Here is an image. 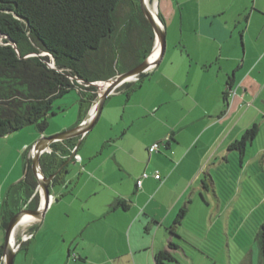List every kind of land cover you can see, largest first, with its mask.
I'll return each mask as SVG.
<instances>
[{
    "label": "crops",
    "instance_id": "0c3cea01",
    "mask_svg": "<svg viewBox=\"0 0 264 264\" xmlns=\"http://www.w3.org/2000/svg\"><path fill=\"white\" fill-rule=\"evenodd\" d=\"M156 3L166 33L163 57L133 93L126 86L106 99L84 138L50 145L67 148L60 157L77 149L81 160L65 164L52 205L14 264H159L164 252L175 261L162 264L212 261L195 242L205 239L198 229L208 237L217 210H191L204 209L205 189H216L223 178L237 183L256 156L264 161L263 144L238 170L230 150L253 125L264 129V0ZM73 110L50 117L47 130L23 140V148L76 129L81 111ZM12 134L8 143L22 139ZM155 143L162 147L150 155ZM20 162L18 157L0 182V246L8 192L26 174ZM157 171L160 180L153 177ZM144 173L150 177L139 189ZM120 201L127 210L117 207ZM182 210L186 214L176 224Z\"/></svg>",
    "mask_w": 264,
    "mask_h": 264
},
{
    "label": "trees",
    "instance_id": "16d2710c",
    "mask_svg": "<svg viewBox=\"0 0 264 264\" xmlns=\"http://www.w3.org/2000/svg\"><path fill=\"white\" fill-rule=\"evenodd\" d=\"M159 18L164 24L160 14ZM0 34V138L30 126L43 134L50 117L57 115L55 102L76 89L84 107L80 125L97 99V88L91 84L137 67L151 54L155 39L139 0H0ZM146 76L142 74L136 83L123 87L131 86L133 93ZM75 77L83 83L72 80ZM259 128L253 125L230 145V150L239 152L241 158L250 157L245 154ZM157 144L159 152L162 144L154 145ZM52 148V155H42L40 166L45 176L57 174L50 186L53 183L58 187L67 168L61 169L67 156L59 155L68 151L57 143ZM25 156L26 174L10 188L2 210L4 230L14 216L11 200L24 201V193L29 208L38 207V183L29 169L31 159L26 153ZM117 207L128 209L127 203L121 201ZM185 214L182 210L175 223ZM38 224L29 232L35 234ZM260 235L264 236V222ZM169 248L176 246L171 244ZM3 253L4 246L0 248V258ZM157 259L159 264L162 260L175 261L169 252L160 253Z\"/></svg>",
    "mask_w": 264,
    "mask_h": 264
},
{
    "label": "rangeland",
    "instance_id": "374dc122",
    "mask_svg": "<svg viewBox=\"0 0 264 264\" xmlns=\"http://www.w3.org/2000/svg\"><path fill=\"white\" fill-rule=\"evenodd\" d=\"M154 1L155 0H149V3L152 5ZM135 22L138 25L140 24L137 19ZM1 39L0 36V40ZM114 79H110V81ZM97 90H99L98 87ZM78 97L79 94L77 90H74L69 92L65 97L58 99L55 102L54 107L58 115L61 117V115H64V112H67L66 115L69 116L74 113L73 109L75 108L79 109L81 114L82 112L84 113V107L79 104ZM69 101L70 103H68ZM90 112L91 109L87 112L86 117L89 116ZM56 125L57 124H55V126ZM19 134L22 135V141L19 138H16L15 140L11 138L12 140L8 143L7 139L10 136L0 138V182L3 180L5 173L13 168L18 157L21 159L20 165L23 170V162L26 164V156L24 152H26L28 159L32 158V152H29L31 144L27 146L29 147L27 149L26 147L23 148L22 144L23 140H34L36 135L39 134L37 128L30 126L17 131L12 135ZM85 135H83L82 138H84ZM63 141L65 140H58L56 142L59 143ZM168 141H170V138H168ZM263 144L264 129L260 127L256 139L252 144L248 145L246 155L256 153L257 150L263 147ZM53 150V148H48L42 154L52 155ZM233 153L236 155L235 162L233 160V163L236 164L238 167L237 169L240 170V165L242 160H244V157L241 158L240 153L237 151ZM261 153L262 155L260 157L264 155V151ZM72 154L69 158L67 157L68 159H65L66 162L64 164L69 163L71 160H76L75 154H73L71 159ZM252 162L253 165L247 173L243 175V178L239 175L237 183L233 180L223 178L218 181L216 189H205L203 194L207 199L201 200L203 203L200 204L204 209L201 210L194 207L195 209L193 208L191 210L192 213L199 214H207L217 210V214L214 216V222L212 221V223L209 224V227L212 224L213 228L208 237L206 231L202 228L198 229L196 233L199 234L198 237L201 239H204L205 237V239L203 240L204 242L201 243L198 241L195 242L197 248L206 250V254L212 258V261L206 258L207 260L201 261L200 259L194 264H264V236L260 235L261 225L264 222V161L262 158L256 156ZM247 163L248 160H245L244 164L247 165ZM227 175H229V173ZM15 177L16 175L13 173V178ZM46 177L48 176L46 175ZM55 188L57 187H54L52 183L50 186V199L53 200L54 196L52 195V190ZM207 190L210 191V195H207ZM37 195H39V205L40 191L37 192ZM22 199L24 201H21L20 203L16 200H11L10 202V209L13 211L14 216L20 213L23 209L29 208V203L26 204L27 197L24 193ZM39 221L40 219L36 222H29V224L21 226L22 228L20 227L15 235V243L20 245L23 242H29L33 237L28 239L26 237L25 240L23 239L21 232L24 231V229L33 227Z\"/></svg>",
    "mask_w": 264,
    "mask_h": 264
},
{
    "label": "water",
    "instance_id": "95a60500",
    "mask_svg": "<svg viewBox=\"0 0 264 264\" xmlns=\"http://www.w3.org/2000/svg\"><path fill=\"white\" fill-rule=\"evenodd\" d=\"M140 1V7L142 10V13L145 17V19L148 21V23L151 25L152 30L154 31L155 35V42L154 44L160 45L161 52L160 54L163 55L166 48V33L165 29L161 23L155 18L152 11L149 9V7L146 5L145 0H139ZM160 20V19H159ZM1 36V35H0ZM158 64V61L154 64L156 66ZM150 68V64L148 59L142 62L137 67L120 74L117 76L114 80L110 81V83L102 82V84L98 85V87L101 89L100 95L98 100L95 102V109H96V115L84 126H79L76 129H72L69 131H65L59 134L51 135L49 137H42L37 143L34 145L33 152H32V159L30 168L31 171L34 174V177L38 183V188L36 190V194L38 191L42 190L43 194L45 196V206L43 209H41V203H40V209L39 207L37 209H23L20 213L15 215L8 223L6 229H5V236H4V257L6 258V264H14L15 260V253L13 249V236L14 231L16 227L18 226V223L20 221V217L23 213H33L39 216V219L42 220L45 216V213L48 210L49 204H50V182L55 178L57 174L51 175L49 177H46L44 175L43 170L40 167V158L42 156V153L47 150L50 145L58 140H67L70 138H74L77 136H82L84 133L88 132L96 123L97 119L101 115L103 111L104 104L106 102V99L111 96L117 88H119L120 85H122L124 82L128 80V78H137L140 74L145 73ZM108 84V85H105ZM107 86V87H104ZM90 116V113H89ZM88 116V117H89ZM73 154H75L73 152ZM73 154L71 156V159L73 157ZM65 166V164L61 167V169ZM38 170V173H37ZM42 174V177L40 176Z\"/></svg>",
    "mask_w": 264,
    "mask_h": 264
},
{
    "label": "bare ground",
    "instance_id": "6f19581e",
    "mask_svg": "<svg viewBox=\"0 0 264 264\" xmlns=\"http://www.w3.org/2000/svg\"><path fill=\"white\" fill-rule=\"evenodd\" d=\"M146 1V5L149 7V9L152 11V13L154 14V16H155V18L159 21V23H161L160 25H162L163 26V23H162V21L161 20H159L160 18H159V12H158V9H157V3H156V0L153 2V4L151 5L150 3H149V0H145ZM142 11V10H141ZM164 27V26H163ZM153 33H154V31H153ZM154 37H155V35H154ZM155 42V41H154ZM166 49V48H165ZM160 52H161V49H160V45H156V44H154L153 45V49H152V51H151V54L145 59V60H147L148 59V61H149V64H150V68L145 72V73H142V74H146L150 69H152L153 67H154V64L156 63V61H158V63H159V60L163 57V55H161L160 54ZM165 53V52H164ZM144 60V61H145ZM143 61V62H144ZM140 65V64H139ZM142 74H140L139 76H138V79H139V77L142 75ZM128 80L130 81V82H135L136 81V79H133V78H128ZM108 82L110 83V80H108ZM105 85H108V84H105ZM104 87H107V86H104ZM96 107L95 106H93L92 108H91V112H90V116L88 117V119H87V123L96 115V109H95ZM76 150L77 149H75L74 150V153L76 154ZM37 173H38V170H37ZM40 176L42 177V174H40ZM40 195H41V199H40V203H41V209H43V207L45 206V196H44V194H43V191L42 190H40ZM39 209H40V204H39ZM39 220V216H37L36 214H33V213H23L22 215H21V217H20V221H19V223H18V226L16 227V229H15V231H14V236H13V240H15V235H16V233H17V231L19 230V228L21 227V226H24V225H27V224H29V222H36V221H38ZM22 228V227H21ZM22 233V232H21ZM13 243H14V241H13ZM15 253V252H14Z\"/></svg>",
    "mask_w": 264,
    "mask_h": 264
},
{
    "label": "clouds",
    "instance_id": "9594fccd",
    "mask_svg": "<svg viewBox=\"0 0 264 264\" xmlns=\"http://www.w3.org/2000/svg\"><path fill=\"white\" fill-rule=\"evenodd\" d=\"M0 35H1V34H0ZM1 38H2V36H1ZM154 40H155V39H154ZM0 41H1V40H0ZM51 67H54V64H51ZM118 76H119V75H118ZM116 77H117V76H116ZM116 77H115V78H116ZM113 79H114V78H113ZM135 79L138 80V77L135 78ZM102 82H107V81L95 82V84H94L93 86H95V87L97 88L98 85L102 84ZM128 83H130L129 80H127V81L124 82L122 85H120L119 88H117L116 91H115L114 93H116L119 89H121L125 84H128ZM89 85H90V84H89ZM91 85H92V84H91ZM91 85H90V86H91ZM90 86H89V87H90ZM98 88H99V87H98ZM76 90L79 91L78 89H76ZM100 92H101V89L99 88V90H97V99H96V101H97L98 98H99ZM78 93H79V92H78ZM114 93H113V94H114ZM96 101L93 102L92 107L95 106V102H96ZM92 107H91V108H92ZM87 119H88V117H86V118L83 120V122H82L79 126H84V125L86 124ZM79 126H78V127H79ZM86 133H87V132H86ZM86 133H84L83 135H85ZM83 135L80 136V137L82 138ZM41 138H42V137H41ZM36 143H37V142H36ZM36 143H35V144H36ZM35 144H34V145H35ZM34 145H33L32 147H30V149H29L30 151H29V152H33ZM27 148H29V147H26V149H27ZM74 150H75V149H74ZM74 150H73V152H74ZM24 153H26V152H24ZM149 153H150V151H149ZM155 153H156V152H155ZM42 155H43V154H42ZM75 155H76V154H75ZM76 156H77V155H76ZM41 157H42V156H41ZM79 157H80V156H79ZM27 159H28V158H27ZM30 159H32V158H30ZM80 160H81V157H80ZM75 161H77V160H75ZM157 172H158V171H157ZM157 172H156V173H157ZM32 173H33V172H32ZM156 173H155V174H156ZM158 173H159V172H158ZM155 174H154V175H155ZM159 174H160V173H159ZM143 175H144V174H143ZM143 175H142V176H143ZM148 175H149V174H148ZM154 175H153V177L155 178ZM142 176H141V178H142ZM149 177H150V175H149ZM149 177H148V178H149ZM141 178H140V179H141ZM140 179H139V180H140ZM155 179H156V178H155ZM160 179H161V175H160ZM160 179H157V180H160ZM139 180H138V181H139ZM138 181H137V186H138ZM142 185H143V184H142ZM37 188H38V187H37ZM138 188H139V187H138ZM140 189H141V188H140ZM36 190H37V189H36ZM36 195H37V194H36ZM38 196H39V195H38ZM40 199H41V195H40ZM52 202H53V199H50L49 207L52 205ZM39 204H40V201H39ZM38 207H39V205H38ZM38 207H37V208H38ZM49 207H48V208H49ZM29 209H30V208H29ZM33 210H34V209H33ZM40 221H41V220H40ZM40 221H39V222H40ZM39 222H37L36 224H38ZM36 224H35V225H36ZM30 228H32V227H29V229H28V228H27V229H24V231L22 232V235H24L25 233H29V234H32V235H33L32 237H34V234L29 232ZM15 241H16V239L14 240L13 249H14V252H15V254H16V253L18 252V250L21 248V246L23 245L24 242H23L22 244H20V245H17V244L15 243ZM25 243H26V242H25ZM3 246H4V245H3ZM3 254H4V253H3ZM0 264H6V258L4 257V255L0 258Z\"/></svg>",
    "mask_w": 264,
    "mask_h": 264
},
{
    "label": "built area",
    "instance_id": "2783aa9c",
    "mask_svg": "<svg viewBox=\"0 0 264 264\" xmlns=\"http://www.w3.org/2000/svg\"><path fill=\"white\" fill-rule=\"evenodd\" d=\"M72 80H75V81H77L78 83H80V84H82L83 82L81 81V80H79L78 78H73ZM95 83H92V85H94ZM86 87H89L90 85H85ZM158 149H159V145L157 144V145H154L153 147H151L150 148V152L151 153H153V152H157L158 151ZM76 160L77 161H80V157L79 156H76ZM155 178L156 179H160V174L157 172L155 175ZM149 177V175L147 174V173H144V175L142 176V178L138 181V187L139 188H142V184H143V181L145 180V179H147ZM32 234H29V233H25L24 235H23V239H25L26 240V237H27V239L28 238H32Z\"/></svg>",
    "mask_w": 264,
    "mask_h": 264
}]
</instances>
